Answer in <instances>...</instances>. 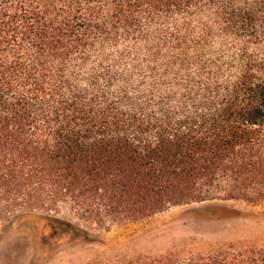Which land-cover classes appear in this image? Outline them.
Returning <instances> with one entry per match:
<instances>
[{
	"label": "trees",
	"instance_id": "1",
	"mask_svg": "<svg viewBox=\"0 0 264 264\" xmlns=\"http://www.w3.org/2000/svg\"><path fill=\"white\" fill-rule=\"evenodd\" d=\"M200 3L215 8L196 18L200 30L190 17L158 29L149 48L185 69L191 51L204 54L178 90L110 97L108 73L83 84L71 70L92 48L148 44L151 11ZM217 34L239 40L234 61L207 54ZM216 200L264 203V0H0V209L56 224L71 210L104 227ZM223 254L189 264H264V249Z\"/></svg>",
	"mask_w": 264,
	"mask_h": 264
},
{
	"label": "rangeland",
	"instance_id": "2",
	"mask_svg": "<svg viewBox=\"0 0 264 264\" xmlns=\"http://www.w3.org/2000/svg\"><path fill=\"white\" fill-rule=\"evenodd\" d=\"M200 5L175 11L173 15L165 14L163 9L151 11L150 16L155 19L141 28L148 44L132 37L119 45L108 44L105 49L92 48L85 63L73 61L71 70L83 84L91 77H104L108 73L112 86L105 81L101 85L110 97L126 90L138 101H150L170 93L171 89L178 90L187 84L189 77L198 75L197 65L204 61V54L196 49L191 51L190 57L197 65L185 69L170 65L165 57L154 58L149 48L157 46L158 29L173 27V23L184 27L192 17V27L200 30L201 23L196 18L202 15L203 20H211L209 16L215 14L213 5ZM215 33H219L217 28ZM207 47L209 56L222 57L226 62L234 61L242 49L238 39L222 38L220 34ZM171 51V56L178 57L179 50ZM24 214L42 215L32 211L13 216L0 209V264H150L163 258L171 260V264H189L209 255L264 249V203L220 200L193 203L138 223L104 227L85 223L71 210L58 216L67 224L16 219Z\"/></svg>",
	"mask_w": 264,
	"mask_h": 264
}]
</instances>
